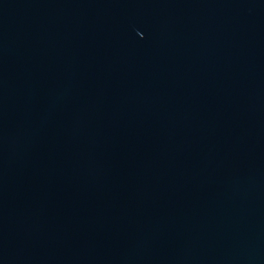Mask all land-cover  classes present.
Masks as SVG:
<instances>
[{
	"label": "water",
	"instance_id": "1",
	"mask_svg": "<svg viewBox=\"0 0 264 264\" xmlns=\"http://www.w3.org/2000/svg\"><path fill=\"white\" fill-rule=\"evenodd\" d=\"M0 264H264V0H0Z\"/></svg>",
	"mask_w": 264,
	"mask_h": 264
}]
</instances>
